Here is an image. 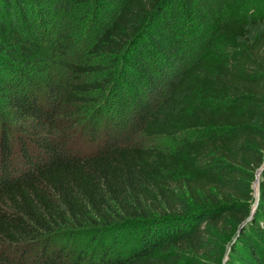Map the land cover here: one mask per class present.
<instances>
[{"label": "trees", "instance_id": "obj_1", "mask_svg": "<svg viewBox=\"0 0 264 264\" xmlns=\"http://www.w3.org/2000/svg\"><path fill=\"white\" fill-rule=\"evenodd\" d=\"M92 1L0 0V264H264V15Z\"/></svg>", "mask_w": 264, "mask_h": 264}, {"label": "rangeland", "instance_id": "obj_2", "mask_svg": "<svg viewBox=\"0 0 264 264\" xmlns=\"http://www.w3.org/2000/svg\"><path fill=\"white\" fill-rule=\"evenodd\" d=\"M251 2V0H237L236 5H232V10L236 12L239 15L246 14L249 11L252 13H255L256 17L258 15H264V8L262 5L257 3L255 7H252L248 3ZM199 3V2H198ZM106 3L100 2L96 3L94 0L91 3L79 5L77 7V10L80 11V17H84L81 23V26L83 27V30L85 29V32L83 33V36L81 34V39L79 40V52H86V45L90 43L92 36L95 32V26H97V22L104 17V8H108V5H105ZM172 4L174 3H167V7L172 9L170 10L168 17H163L161 13L155 14L149 25H147V29L153 28V29H161L163 28H169L171 27V22H173V16L177 15L179 18L180 24L177 26H172L175 32L178 33V36L182 38V41L185 43H189L194 35L200 34L202 30L201 25L203 24L202 19L203 17L195 12V9L192 6H189L188 4L181 2L178 4L179 7L175 9V7H172ZM196 7V4H195ZM175 9V10H174ZM180 9V10H179ZM179 12V13H178ZM54 19V17L51 18V20ZM50 23V22H49ZM262 24V23H261ZM170 25V26H169ZM162 31V29H161ZM145 38L148 39V37L145 35ZM148 41V40H147ZM179 135H158L154 137H149L145 139V142L160 146L162 148L171 149L173 148L176 143L180 140ZM256 189L257 186H256ZM228 248H229V242L225 244V249L221 255L220 258V264H225L226 259L228 258ZM189 253V251H186L185 254Z\"/></svg>", "mask_w": 264, "mask_h": 264}, {"label": "water", "instance_id": "obj_3", "mask_svg": "<svg viewBox=\"0 0 264 264\" xmlns=\"http://www.w3.org/2000/svg\"><path fill=\"white\" fill-rule=\"evenodd\" d=\"M262 169V164L256 169L255 174V180L253 181V188H254V196L257 198L258 197V189H256V186L258 188V177H259V173Z\"/></svg>", "mask_w": 264, "mask_h": 264}]
</instances>
